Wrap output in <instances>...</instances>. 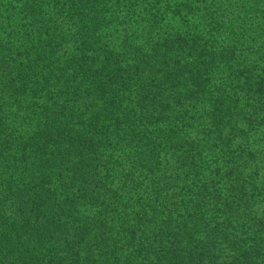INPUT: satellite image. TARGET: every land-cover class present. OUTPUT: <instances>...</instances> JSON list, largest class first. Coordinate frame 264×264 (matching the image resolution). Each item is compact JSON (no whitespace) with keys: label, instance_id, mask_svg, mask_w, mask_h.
<instances>
[{"label":"trees","instance_id":"1","mask_svg":"<svg viewBox=\"0 0 264 264\" xmlns=\"http://www.w3.org/2000/svg\"><path fill=\"white\" fill-rule=\"evenodd\" d=\"M264 0H0V264H264Z\"/></svg>","mask_w":264,"mask_h":264},{"label":"rangeland","instance_id":"2","mask_svg":"<svg viewBox=\"0 0 264 264\" xmlns=\"http://www.w3.org/2000/svg\"><path fill=\"white\" fill-rule=\"evenodd\" d=\"M262 129L264 130V127ZM263 141H264V138H263Z\"/></svg>","mask_w":264,"mask_h":264}]
</instances>
